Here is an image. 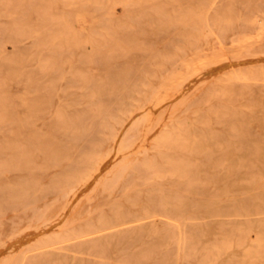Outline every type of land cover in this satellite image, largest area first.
Returning <instances> with one entry per match:
<instances>
[{
	"label": "rangeland",
	"instance_id": "rangeland-1",
	"mask_svg": "<svg viewBox=\"0 0 264 264\" xmlns=\"http://www.w3.org/2000/svg\"><path fill=\"white\" fill-rule=\"evenodd\" d=\"M0 264H264V0H0Z\"/></svg>",
	"mask_w": 264,
	"mask_h": 264
},
{
	"label": "bare ground",
	"instance_id": "bare-ground-1",
	"mask_svg": "<svg viewBox=\"0 0 264 264\" xmlns=\"http://www.w3.org/2000/svg\"><path fill=\"white\" fill-rule=\"evenodd\" d=\"M129 25V24H128ZM83 45V44H82ZM120 45V44H119ZM31 101V100H30ZM66 115V114H65ZM31 125V124H30ZM124 141V140H123ZM14 165V164H13ZM95 179V178H94ZM108 181V180H107Z\"/></svg>",
	"mask_w": 264,
	"mask_h": 264
}]
</instances>
